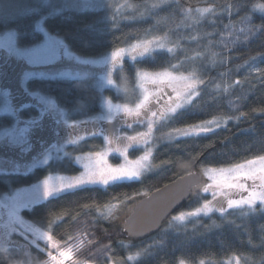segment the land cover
<instances>
[{
	"label": "trees",
	"instance_id": "16d2710c",
	"mask_svg": "<svg viewBox=\"0 0 264 264\" xmlns=\"http://www.w3.org/2000/svg\"><path fill=\"white\" fill-rule=\"evenodd\" d=\"M20 2L28 8H17ZM6 3L13 6L9 12L15 10L0 16L23 17L22 25L35 30L39 16H27L26 13L36 7L37 0H4L3 6ZM125 3L134 7L122 9L113 24L111 17L115 8ZM260 4H264V0H167L163 4L160 0H116L115 5L107 10L68 9L49 15H45L48 10L44 8L40 14L48 17L45 27L50 24V31L54 30L51 34L64 39L69 50L82 58H102L149 35L167 34L172 45L176 46L173 53L156 51L151 57L136 61L124 59L122 66L112 70L113 81L127 89L135 88L138 70L154 73L170 69L172 64L181 66L183 62L189 65L181 71L195 72L205 81L200 85L201 95L194 99V107L175 123L160 124L156 129L158 135L213 117L239 119H231L218 130L200 136L172 141L158 138L152 161L154 170L142 179L115 183L106 188L84 187L68 191L56 199L50 198L25 209L22 213L24 219L42 229H47L49 222H53L54 239L61 245L68 242L79 248L73 253V260L78 264H110L109 257L115 264H179L181 260L184 264H200L201 260L204 264H227L233 256H241V264H246L247 260L251 264H264V214L259 211L241 215L239 210H229L224 216L213 213L189 218L182 223L172 219L208 200L207 196L197 197L199 191L157 234L132 241L124 230V218L135 203L176 178L196 169L229 168L235 163L264 155V30H257L264 25V13L255 7ZM198 7H212L215 12L193 24L186 19L184 10ZM34 34L40 36L38 42L43 40L42 34ZM66 65L64 61L57 63L61 68ZM105 71L107 74L108 69ZM94 77L44 81L33 87L54 94L58 105L71 113L72 121L88 120L86 131L98 133L103 128L111 133L110 128L117 125L118 119L111 123L91 121L100 113L102 96L115 102H124L125 98L113 89L100 91ZM237 80L239 84H235ZM95 124H98L96 129ZM137 132L142 130L135 129L131 135ZM123 133L121 130L125 135ZM80 142L74 149L70 148L72 155L100 152L106 147L99 134L85 135ZM142 154V148L128 150L131 159ZM111 162L118 164L121 159L113 157ZM81 171L82 167L68 157L62 162L19 174L21 179L5 178L0 185V194L37 183L49 174L78 175ZM114 206L123 207L119 216L106 219V211ZM69 237H72L71 241ZM16 241L24 243L23 247H0V264H44L48 260L46 248L27 245L20 239ZM153 242L157 246L152 249V255L143 254L127 261L128 255H135ZM105 245L109 247L105 248Z\"/></svg>",
	"mask_w": 264,
	"mask_h": 264
},
{
	"label": "snow or ice",
	"instance_id": "6c2138e0",
	"mask_svg": "<svg viewBox=\"0 0 264 264\" xmlns=\"http://www.w3.org/2000/svg\"><path fill=\"white\" fill-rule=\"evenodd\" d=\"M58 3L59 6H57V0H42V3H37L36 7L26 13L27 16H39L35 21L34 31L22 25L20 21L24 19L23 17L0 16V30H3V36H0V173L5 174L0 176V185L5 178L21 179L22 176L19 174L22 169L31 171L39 165H48L49 161L54 158L59 159V154L63 152L66 144L75 145L79 140L84 139V136L80 135V129L83 127L86 130L89 121L81 120L77 123L74 120L69 123L64 107L58 105L54 94L45 92L43 88L33 87L34 84L40 82L56 81L72 75L70 69L66 70L57 66V61L68 60L75 61L79 65L108 66L107 74L101 79L105 80L108 85H113L112 70L117 66H122L126 56L136 61L138 57L141 59L146 56L151 57L152 53L157 50L173 53L176 48V46L167 47L170 41L165 34L154 36L151 39H139L126 48H117L101 61L81 59L69 50L64 39L51 34L54 30L50 31V24L45 27L48 17L40 14L43 5L50 4L55 12H62L65 8L79 7L107 10L112 5L107 0H58ZM160 3H167V0H160ZM157 6L153 5V7ZM132 7L134 6L127 3L116 7L111 22L115 24L116 16L122 14V9ZM255 7L264 13V4L255 5ZM227 10H231V5ZM192 11L191 8L185 9V17L193 24H198L205 14L214 13L215 9L212 7L197 8L195 9L198 14L196 17L191 15ZM257 30H264V25ZM34 32L42 34V42H38L40 36L35 35ZM176 67L175 64L171 65L173 69ZM76 75L79 76L80 73L77 72ZM137 77L140 80L150 79L153 84L163 85V87H157L155 94L145 90L134 108H130L127 104H113L111 99H105L103 102L105 113L94 119L111 123L116 113L123 112L125 115H134L139 118L136 122L146 124V131L137 132L132 136L122 135L118 129L112 133L105 132L103 128L98 133L85 131L86 135H102L106 144L105 149L100 152L85 153L84 172L78 176L49 174L31 188L17 189L15 194L5 195L4 202L0 203V209L7 210L6 219L0 212V233H2L0 245L11 244L10 238L13 234L20 235L27 241L28 234L31 233L33 239L28 241L30 244L44 241L45 247L53 250L46 253L48 260L44 264H66V262L78 264V261L73 260V253L79 251V248H74L68 242L61 245L55 240L51 231L53 222H49L47 229L35 227L23 219L20 210L31 208L40 200L56 199L68 191L86 185L108 186L125 180H138L150 169L153 151L151 145L155 139L153 133L156 125L175 123L183 117L194 107V99L201 95L200 85H203L205 81L200 79L195 72L188 75L183 73L177 75L167 69L154 73L138 70ZM239 83V80L235 81V84ZM216 87L219 89L220 86ZM165 88L170 91H165ZM227 90L226 87L224 91ZM240 115L243 116L244 113ZM231 119H239V117H213L183 128H172L168 136L169 138L189 137L212 133L222 125H226ZM127 127L130 128L131 124ZM73 134L75 138H69ZM114 143L116 147H112ZM130 148H142L143 154L135 160L129 159L128 150ZM54 152L57 154L55 157ZM110 152L118 153L123 157V162L116 166L109 164L106 157ZM63 154L68 155L66 152ZM84 158L75 157L77 161ZM205 175L211 183H205L200 191L210 194L212 200L205 199L199 207L192 211H182L174 216L173 220L185 221L201 215L208 216L213 212L224 216L230 209L239 210L241 215L258 211L264 214V155H257L252 159L235 163L229 168L208 169ZM249 181L251 184L248 183ZM22 193L28 195L22 197ZM233 194H236L238 198H232ZM218 197L226 200V207L220 203H213ZM108 215H111L110 211ZM71 240L72 237H69V241ZM159 243L162 245L163 241ZM81 246H83V241H81ZM156 246V242H153L137 251L135 255H128L127 261H133L143 254L152 255V249ZM108 247L105 245V248ZM109 260L110 264H115L110 257ZM233 260L235 264H241V256L231 257L227 264H232ZM179 264H184V261L181 260ZM200 264H204V261L201 260ZM246 264H251L250 260H247Z\"/></svg>",
	"mask_w": 264,
	"mask_h": 264
},
{
	"label": "rangeland",
	"instance_id": "374dc122",
	"mask_svg": "<svg viewBox=\"0 0 264 264\" xmlns=\"http://www.w3.org/2000/svg\"><path fill=\"white\" fill-rule=\"evenodd\" d=\"M107 2L110 4V5H112V6H114L115 5V3H116V0H107ZM37 3H42V0H37ZM36 3V4H37ZM3 4H4V0H2V2H0V14H4V15H9L11 12H13V11H11V12H9L8 10H10V9H12L13 8V6L10 4V3H6L5 5H7V7H5V6H3ZM57 6H59V3H58V0H57ZM16 7L17 8H19V9H22V7H26L25 9H27L28 8V6L27 5H22V2H20V6H17L16 5ZM44 8H46L48 11L47 12H45V13H47V14H45V15H49V14H53V13H58V12H55V11H53V8H52V6L50 5V4H44L43 5V8H42V11H44ZM198 8H205V7H198ZM68 9H70V10H77V11H87V10H98V8H85V7H79V8H65V9H63V11H65V10H68ZM197 9V8H196ZM208 14V13H207ZM191 15L192 16H194V17H196V16H198V14L196 13V11L195 10H193L192 11V13H191ZM206 15V14H205ZM204 15V16H205ZM203 16V17H204ZM52 35H55V36H58L57 34H52ZM0 36H3V32L2 33H0ZM59 38H61L60 36H58ZM152 37H154V35H149L148 37H146L147 39H151ZM62 39V38H61ZM145 39V38H144ZM169 41H170V43L167 45V47H171V46H174V45H172V43L173 42H171V40L170 39H168ZM42 42V41H41ZM157 51H166V50H157ZM153 54V53H152ZM75 55V54H74ZM77 56V55H76ZM107 56V55H106ZM146 57H148V56H146ZM81 59H87V60H92V61H101L104 57H102V58H97V59H89V58H82V57H80ZM124 59H130V60H132L131 59V57H129V56H126ZM137 59H141V58H137ZM59 61H57L56 63H58ZM64 63H66L67 65H66V67H64L63 69H70L71 70V72H72V75L70 76V77H64V78H62L61 80H70V79H80V78H84V77H89V76H95L94 78H95V85H96V87L100 90V91H103V90H105V89H113L118 95H120V96H122V97H124L125 98V101L124 102H115V101H113V104H117V105H124V104H127L130 108H134L135 107V104L138 102V99L144 94V92H145V90H147V92L148 93H152V94H155L156 93V90H157V87H163V85H158V84H153L152 82H151V80L150 79H145V80H140V79H138L137 78V84H136V86H135V88L134 89H127V88H125V87H123V86H120V85H118L117 83H115L114 81V84L113 85H108L107 83H106V81L105 80H103V79H101L102 77H104L105 75H106V69H108V66H104V65H100V64H91V65H79V64H77L75 61H68V60H64ZM189 64H187V62H183L182 63V65L181 66H178V67H176L175 69H173V68H170V69H167L168 71H172V72H174V74H177V75H179V74H181V73H183L184 75H188L189 73L188 72H183V71H181L182 70V68H184V67H186V66H188ZM104 69V72L102 71ZM114 70V69H113ZM164 71V70H163ZM77 72H79L80 73V75L79 76H77L76 75V73ZM85 73H87V75H85ZM150 73V72H149ZM165 91H170V89H167V88H165L164 89ZM105 99H109V98H107V97H101V110H100V113L98 114V116H100V115H103L104 113H105V108H104V100ZM66 112V111H65ZM113 112L115 113L116 112V110H115V108L113 109ZM67 113V116H68V119H69V123H72L73 121V119L71 118V113H69V112H66ZM120 117H123V120H124V123L123 124H121V126L120 125H115V126H112V127H114L115 129H118L119 130V132L121 131V130H123L124 131V133H125V135H128V136H132L131 134V132L133 131V130H135V129H137V130H139V129H141L142 130V132H144V131H146V124H139V123H137L136 121L139 119V118H137V117H135L134 115H132V116H129V115H125L123 112H119V113H116V115H115V119H117V118H120ZM114 119V120H115ZM113 120V121H114ZM112 121V122H113ZM92 123H102V122H107V121H97V120H95V119H93L92 121H91ZM77 123H79V122H77ZM107 123H109V122H107ZM128 124H131V127L129 128V127H127V125ZM160 124H157L156 125V127H155V129H154V133H153V136L155 137V139H154V141H153V144L151 145V147H152V158H151V167H150V169L148 170V171H146L142 176H141V178L140 179H142L145 175H147L148 173H150V172H152L153 170H154V166H153V154H154V150H155V147H156V142H157V140H158V138L159 139H161L162 141H172V140H176V139H180V138H186V137H183V136H181V137H172V138H169V136H168V133H164V134H157L156 133V129L158 128V127H160L159 126ZM95 126H98V124H95ZM222 127H223V125H222ZM83 128V127H82ZM81 128V129H82ZM84 129V128H83ZM216 130H218V129H216ZM114 130L112 129V128H110V132L112 133ZM123 133V134H124ZM120 134H121V132H120ZM84 135V134H83ZM86 135V134H85ZM84 135V136H85ZM201 135H203V134H201ZM190 137V136H189ZM75 138V137H74ZM73 138V139H74ZM81 140H79L78 141V143L77 144H75V145H73V144H66L65 145V147H64V149H63V152L62 153H60L59 154V159H56V158H54V159H52V160H50L49 161V163H48V165H51L53 162H62V161H64L66 158H70L74 163H76V164H78V165H80L81 167H82V171L78 174V175H80L82 172H84V167H83V163L84 162H86V158H84V154H81V155H77V156H81L82 158H84V159H82V160H80V161H77L76 159H75V157H76V155H72V153H73V151L71 150L70 151V148H72V149H74L75 147H76V145H79L81 142H80ZM156 141V142H155ZM62 143H63V141H62ZM112 147H116V145H115V143L112 145ZM103 151V150H102ZM64 152H66V153H68V155L67 156H65L63 153ZM53 155H54V157L57 155L55 152L53 153ZM113 157H119L120 159H121V162L120 163H118V164H114V163H112L111 162V158H113ZM129 157V156H128ZM106 159H107V162L109 163V164H112V165H114V166H116V165H119V164H121L122 162H123V157H121L118 153H115V152H110L109 154H108V156L106 157ZM129 159H131L130 157H129ZM132 160H135V159H132ZM44 166H47V165H39V166H37V167H44ZM36 168H34V169H32L31 171H25V170H23L22 169V171H21V174H23V173H29V172H32L33 170H35ZM201 170V169H200ZM208 169H205V170H201V172H202V174H203V176L205 177V179L207 180V182L206 183H211V181L208 179V176L207 175H205V172L207 171ZM211 174V173H210ZM0 175H5L4 173H0ZM53 176H57V175H62V176H78V175H68V174H52ZM140 179H138V180H140ZM43 180V179H42ZM41 180V181H42ZM138 180H125V181H121V182H132V181H138ZM40 182V181H39ZM39 182H37V183H34V184H31V185H28V186H24V187H20V188H17V189H24V188H31L33 185H36V184H38ZM121 182H118V183H121ZM249 184H251V181H249L248 182ZM112 185V184H111ZM109 186V185H108ZM108 186H105V185H101V184H96V185H86V186H83V187H81V188H84V187H98V188H106V187H108ZM17 189H13V190H11V191H9L8 193H5V194H0V203H2V202H4V196L5 195H13V194H15V192H16V190ZM78 189H80V188H78ZM75 190H77V189H75ZM71 191H73V190H71ZM28 194L27 193H22V197H24V196H27ZM244 195H246V193H244ZM201 196H207V198H208V200H212V197H211V195L210 194H204V193H202V191H199L198 193H197V197H201ZM232 198H238V196L236 195V194H233L232 195ZM50 199V198H49ZM48 199V200H49ZM47 201V200H46ZM42 202H45V200H40L39 202H37V203H35V204H33L32 206H31V208L32 207H34L35 205H37V204H40V203H42ZM213 203L214 204H216V203H220V204H223L225 207H226V200L223 198V197H218L217 198V201H213ZM257 206H259V205H257ZM31 208H22L21 210H20V215L23 217V211L25 210V209H31ZM121 209H123V207H121V206H114V207H112V208H109L107 211H106V219H110V218H112V217H116V216H119V214H120V211H121ZM231 210V209H230ZM6 209H0V212H2L3 214H4V216H5V219H6ZM109 211L111 212V215H108V213H109ZM229 211V210H228ZM213 213H218V212H213ZM213 213H210V214H213ZM209 214V215H210ZM218 214H220V213H218ZM201 216H203V215H201ZM192 218H196V217H192ZM23 219H24V217H23ZM25 220V219H24ZM27 221V220H26ZM176 221H178V220H176ZM186 221V220H185ZM185 221H178L179 223H182V222H185ZM29 222V221H28ZM0 235H2V233H0ZM11 239V241H12V243L11 244H2V245H0V247H6V246H17V247H23V244L24 243H17V239H20L22 242H25V243H28L27 245H31L28 241H31L32 239H33V237H32V234L31 233H29L28 234V240L26 241L22 236H20V235H17V234H13L12 235V237L10 238ZM33 245H35V246H37V247H41V248H43V249H45L46 247H45V242L44 241H37V244H33ZM25 247V246H24ZM46 250H47V252L48 251H53L51 248H46ZM71 262H66V264H70ZM232 264H235V260H233L232 261Z\"/></svg>",
	"mask_w": 264,
	"mask_h": 264
},
{
	"label": "water",
	"instance_id": "95a60500",
	"mask_svg": "<svg viewBox=\"0 0 264 264\" xmlns=\"http://www.w3.org/2000/svg\"><path fill=\"white\" fill-rule=\"evenodd\" d=\"M206 182L201 170L196 169L141 197L124 218L128 239L140 241L160 232Z\"/></svg>",
	"mask_w": 264,
	"mask_h": 264
},
{
	"label": "flooded vegetation",
	"instance_id": "af4514ba",
	"mask_svg": "<svg viewBox=\"0 0 264 264\" xmlns=\"http://www.w3.org/2000/svg\"><path fill=\"white\" fill-rule=\"evenodd\" d=\"M119 121L117 122V125H120L121 126V124H123L124 123V120H123V117H120V118H117ZM94 128L96 129L97 128V126H94ZM113 130H116L114 127H111ZM85 131L86 130H83V128L82 129H80V134H82V136H84L85 135ZM90 131H92V130H90ZM121 132V131H120ZM119 132V133H120ZM84 134V135H83ZM75 137V134H73V136L72 137H69V138H74Z\"/></svg>",
	"mask_w": 264,
	"mask_h": 264
}]
</instances>
